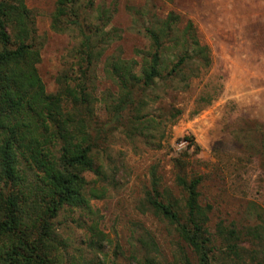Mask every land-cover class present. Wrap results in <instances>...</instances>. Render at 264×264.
Returning a JSON list of instances; mask_svg holds the SVG:
<instances>
[{
  "label": "rangeland",
  "instance_id": "374dc122",
  "mask_svg": "<svg viewBox=\"0 0 264 264\" xmlns=\"http://www.w3.org/2000/svg\"><path fill=\"white\" fill-rule=\"evenodd\" d=\"M55 2L24 0L40 43L36 68L49 94L60 92V78L72 86L83 83L86 71L88 107L64 99L63 112L75 109L92 127L97 173L86 176L90 186L107 189L88 209L61 212L53 220L57 236L67 243L64 264H183V257L196 264L174 227L146 206L145 192L154 182L159 199L182 214L186 194L176 180L198 179L199 204L210 207L211 232L223 221L252 224L251 204L264 211V0H76L79 21L106 35L96 36L94 52L100 56L89 69L85 56L76 53L82 40L78 29H51ZM170 13L179 23L160 55L162 78H169L184 51L188 23L207 48L209 68L189 79L185 91H174L164 79L145 95L134 94L146 102L139 112L127 106L112 115L106 105L119 88L105 62L134 60L138 73V53L149 49L145 27ZM172 109L180 111L175 119ZM90 225L104 236L100 245L88 232Z\"/></svg>",
  "mask_w": 264,
  "mask_h": 264
},
{
  "label": "trees",
  "instance_id": "16d2710c",
  "mask_svg": "<svg viewBox=\"0 0 264 264\" xmlns=\"http://www.w3.org/2000/svg\"><path fill=\"white\" fill-rule=\"evenodd\" d=\"M75 4L76 0H56L51 29L63 32L68 25L78 29L82 40L76 53L85 56L89 69L93 59L100 56L94 52L96 36L106 35L98 26L86 28L78 19ZM68 17L76 20L69 22ZM178 23V16L170 13L145 27L149 49L138 53V73L134 60L110 58L105 62L106 74L119 88L106 105L112 115L127 106L139 112L146 102L136 100L134 94L145 95L164 79L173 83L174 91H185L189 79L209 68L207 48L197 42L188 23L187 38L182 42L184 51L167 72L169 78H162L165 69L160 55ZM39 61L40 43L24 0H0V264H64L67 243L57 236L53 220L61 212L86 210L90 200L101 199L107 193L105 187L90 186L86 176L97 173L92 152L98 140L90 134L92 127L83 117H76L75 109L70 114L63 112L64 99L75 107H88L90 94L86 89L90 84L84 82L86 71H81L83 83L72 86L60 78V92L49 94L36 68ZM179 114V110L172 109L171 119ZM183 139L192 145L190 138ZM176 181L186 194L184 213L159 199L154 182L145 192V202L156 216L174 227L195 256L196 264H264L261 208L249 206L252 224L239 227L223 221L211 232L210 207L199 204V180L179 177ZM87 229L100 245L102 233L92 225ZM182 263L191 264L186 257Z\"/></svg>",
  "mask_w": 264,
  "mask_h": 264
}]
</instances>
